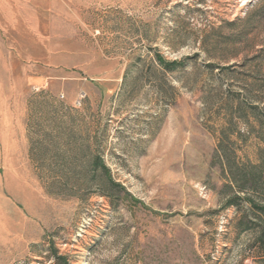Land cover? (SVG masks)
<instances>
[{
    "label": "rangeland",
    "instance_id": "1",
    "mask_svg": "<svg viewBox=\"0 0 264 264\" xmlns=\"http://www.w3.org/2000/svg\"><path fill=\"white\" fill-rule=\"evenodd\" d=\"M253 204L264 0H0V264H262Z\"/></svg>",
    "mask_w": 264,
    "mask_h": 264
},
{
    "label": "trees",
    "instance_id": "2",
    "mask_svg": "<svg viewBox=\"0 0 264 264\" xmlns=\"http://www.w3.org/2000/svg\"><path fill=\"white\" fill-rule=\"evenodd\" d=\"M159 61L160 63H163L161 60ZM93 158L95 160L94 163L96 165L97 158L95 156ZM102 168L104 170L106 169L105 166H102ZM230 183L233 187L236 186L238 190L241 192H246L247 189L254 190V191L258 190L256 180L255 179L249 180L248 178H245L244 176L243 177L240 176L236 178L235 176L231 175ZM109 185L113 186L115 184L110 180ZM253 208L255 209V218L260 221L258 229L256 230L255 244L257 246V252L262 256V259H263L262 264H264V206H256L255 204H253Z\"/></svg>",
    "mask_w": 264,
    "mask_h": 264
}]
</instances>
